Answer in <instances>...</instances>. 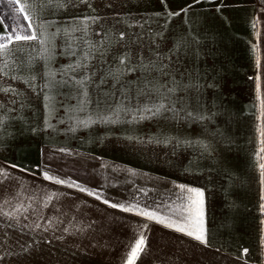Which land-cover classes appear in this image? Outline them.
Here are the masks:
<instances>
[{"label":"crops","instance_id":"obj_1","mask_svg":"<svg viewBox=\"0 0 264 264\" xmlns=\"http://www.w3.org/2000/svg\"><path fill=\"white\" fill-rule=\"evenodd\" d=\"M13 7L36 39L9 38L0 14V43L6 45L0 50V140L2 132L31 131L38 142L85 147L127 173L136 168L133 155L119 158L113 138L104 148L98 143L107 131L117 132L110 114L119 113L112 110L118 109V98L135 97L120 93H133L136 77L106 74L100 60L87 58L89 45L70 38L78 35V20L139 13L170 20L182 33L184 20L191 22V73L158 76V104L171 110L158 114L157 157H143L141 169L158 179L157 217L165 222L126 212L121 202L40 182L30 192L31 225L39 216L41 225L52 221V227L30 228L34 251L74 260L71 264H127L142 235L135 264H264V7L259 1L19 0ZM137 79L144 83L142 97L151 98L150 77ZM76 131L86 132L78 139L101 141L71 142ZM7 185L18 192L12 181ZM188 188L204 192L203 243L167 226L187 220L188 196L194 197ZM48 193L59 199L44 207Z\"/></svg>","mask_w":264,"mask_h":264},{"label":"rangeland","instance_id":"obj_2","mask_svg":"<svg viewBox=\"0 0 264 264\" xmlns=\"http://www.w3.org/2000/svg\"><path fill=\"white\" fill-rule=\"evenodd\" d=\"M258 1L264 7V0ZM0 14L8 27L9 38L28 34L18 12L13 5H8L7 0H0ZM135 14L137 16L132 18L78 20V35L73 34L70 38V41L75 43H87L89 45L87 58L100 60L106 74L110 70V75L136 77L134 92L120 93V95L128 94L135 97L118 98V109L114 106L112 110H119V113L110 114L111 122H115L118 126L117 132L114 129L107 131L108 137H103L104 142L95 139L86 140L85 137L78 139L86 132H71V142H82V145H86L87 141L89 143L97 141L100 142L99 147L104 148L107 141L113 138L115 153L119 158L132 154L135 170L131 173L125 170L122 172L120 167L102 162V159L95 156L96 153L91 155L84 152L85 147L61 148L46 145L45 140L38 142L36 136L31 137V131L2 132L5 137L1 138L0 144L10 143L11 146H0V172H7L12 177L10 181L17 185L18 189L17 193H13L9 189L14 188L13 186H8L7 183L3 185L4 191L0 196V204L4 205V211H9L11 208L10 205L4 204L5 200L12 201L16 207H19L20 203L27 206L32 186L36 188L40 182L55 183L54 180L45 179L47 174L55 179L63 180L65 183L62 185H71L70 187L77 190L83 188L85 193H92L94 196L113 202H121L131 207L136 213L154 212L158 216V179L143 173L144 164H146L143 162V157H157L158 114L153 115L145 109L158 105L157 86L158 76L161 73H191V22L190 19L184 20L186 32L182 33L179 27L176 30L174 25H171L170 20L143 18L139 13ZM13 28L16 29L15 32L12 31ZM122 56H125L124 64L120 63ZM108 64L110 66H107ZM143 76L150 77L151 98L142 97L143 87L141 86L144 83L137 78L143 79ZM109 135L113 136L109 137ZM122 139H128L131 143L133 140V146L120 145L123 143ZM29 225H31L30 209L22 213L15 221L0 220V264H71L72 261L74 262L69 258L48 259L41 256L42 253L47 255L46 252L34 251L35 243L28 232L31 230Z\"/></svg>","mask_w":264,"mask_h":264},{"label":"snow or ice","instance_id":"obj_3","mask_svg":"<svg viewBox=\"0 0 264 264\" xmlns=\"http://www.w3.org/2000/svg\"><path fill=\"white\" fill-rule=\"evenodd\" d=\"M8 5L12 6L14 4L19 3V0H7ZM199 2V0H197ZM25 9L24 7H21L19 9L20 12H23ZM24 19H29V17L25 16ZM28 27H31V24L28 25ZM13 32L16 31L15 28L12 29ZM16 40H32L36 39L35 35H16L15 36ZM6 45L0 43V50L5 49ZM127 56V54H125ZM125 56H122L120 59V63L124 64L125 61ZM259 84L257 85V88L259 90ZM171 91V89H170ZM171 109L167 108L164 103H159L158 105H154L153 108H146L145 111L152 112L153 115L159 114L161 112H166L170 111ZM174 115H178V113H174ZM189 116L191 113L188 114ZM15 167V166H12ZM261 167H264V165H261ZM45 179L47 180H54L56 184H64L65 182L63 180L55 179L53 177L48 176L45 174ZM10 180H12V177L7 173V172H0V196L3 195V185L8 183ZM71 186V185H69ZM183 187V186H181ZM81 192L85 191L83 188L79 189ZM188 193L194 194L193 196H188V200L190 201L188 211H189V216L187 217V220L184 221V218H181V221H170L167 226L168 227H173L175 225L176 231L179 232H186V234L190 237H194L197 241H200L201 243L204 242L205 240V233H204V192L197 189V188H188L187 189ZM89 195H92V193H88ZM11 195V193H10ZM99 198V197H97ZM59 199V195L57 193H48L45 194L43 198V206L48 207V205L54 200ZM107 203V201H105ZM4 204L10 205L11 208L9 211H4V205L0 204V216H3L7 218L9 221L11 220H17L22 213L28 212V210L31 208V204L25 206L23 203H20L19 207H16L15 204L12 203L10 200H5ZM111 207L116 208L118 205L112 204ZM119 207L123 208L124 211H131V207H124L123 205H119ZM264 207V205H262ZM140 215L146 216L148 219H158L160 223H164V219L157 217V215L154 212H140ZM25 219L27 218L26 216L24 217ZM39 219H43V217L37 218L36 221L33 222L32 225H29V228H34V229H41L43 228L45 231H48L52 227V221H49L45 225H41L39 223ZM65 232L68 231V229H64ZM143 246H144V239L143 236L139 239H137L134 243V245L131 246V251L127 256V264H135L136 258L140 253L143 251ZM244 252L246 253L247 250L245 249Z\"/></svg>","mask_w":264,"mask_h":264},{"label":"bare ground","instance_id":"obj_4","mask_svg":"<svg viewBox=\"0 0 264 264\" xmlns=\"http://www.w3.org/2000/svg\"><path fill=\"white\" fill-rule=\"evenodd\" d=\"M10 189H13V190H10V191H13V193H15V188H10ZM5 218V217H4ZM4 218H1L0 217V220H4V221H9L7 218L6 219H4ZM32 257V256H31ZM4 260V259H3ZM40 260V259H39ZM26 261V260H25ZM27 262V261H26ZM12 263V262H11ZM23 264V263H22ZM29 264V263H28Z\"/></svg>","mask_w":264,"mask_h":264},{"label":"trees","instance_id":"obj_5","mask_svg":"<svg viewBox=\"0 0 264 264\" xmlns=\"http://www.w3.org/2000/svg\"><path fill=\"white\" fill-rule=\"evenodd\" d=\"M22 22L24 23V21L22 20ZM24 25H25V23H24Z\"/></svg>","mask_w":264,"mask_h":264}]
</instances>
